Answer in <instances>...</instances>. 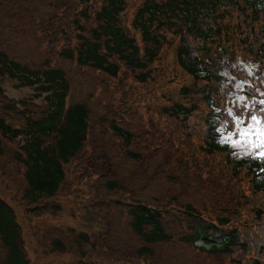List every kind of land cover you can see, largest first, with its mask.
<instances>
[{"label": "trees", "instance_id": "16d2710c", "mask_svg": "<svg viewBox=\"0 0 264 264\" xmlns=\"http://www.w3.org/2000/svg\"><path fill=\"white\" fill-rule=\"evenodd\" d=\"M240 66L264 0H0V264H264V157L221 132Z\"/></svg>", "mask_w": 264, "mask_h": 264}, {"label": "rangeland", "instance_id": "374dc122", "mask_svg": "<svg viewBox=\"0 0 264 264\" xmlns=\"http://www.w3.org/2000/svg\"><path fill=\"white\" fill-rule=\"evenodd\" d=\"M239 68H244L245 77L243 79L232 78L231 83L234 86L222 91L221 95L217 96L222 104L220 109L226 113L225 124L222 125L224 129L221 130L222 140L240 154L252 153L262 156L264 146L260 145L261 140L264 139L262 136L264 133V71L261 73L258 66L247 68L240 66ZM4 89L16 98L24 97L29 92L27 89H13L10 85L5 86ZM253 117H256V120H253ZM195 122L197 123V120ZM64 211L56 217L55 222L60 225L78 226V220L69 215V211L75 215L78 214L76 203H68ZM198 245L205 244L203 240H200ZM209 247L207 246V248ZM71 262V255H46L36 264H70Z\"/></svg>", "mask_w": 264, "mask_h": 264}, {"label": "snow or ice", "instance_id": "6c2138e0", "mask_svg": "<svg viewBox=\"0 0 264 264\" xmlns=\"http://www.w3.org/2000/svg\"><path fill=\"white\" fill-rule=\"evenodd\" d=\"M252 119L256 120V117H253ZM262 136H264V133H262ZM260 146H264V139L261 140V145ZM261 155L264 156V153H262Z\"/></svg>", "mask_w": 264, "mask_h": 264}]
</instances>
